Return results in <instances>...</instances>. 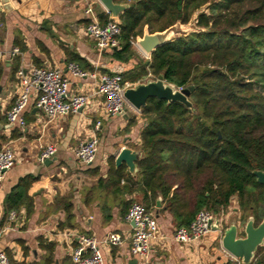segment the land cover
<instances>
[{
	"label": "crops",
	"instance_id": "crops-1",
	"mask_svg": "<svg viewBox=\"0 0 264 264\" xmlns=\"http://www.w3.org/2000/svg\"><path fill=\"white\" fill-rule=\"evenodd\" d=\"M8 4L0 0V147L13 148L16 163L6 173L0 189V251L7 254L10 263L45 264L50 254L48 247L53 246L50 264H75L72 253L79 245V235H88L99 242L105 264H227L229 261L243 264L221 244L224 228L241 223L237 196L221 210L224 214L221 229L185 244L175 240L176 224L171 212L163 209L165 204L151 206L149 210L158 219L162 237L154 243L148 258L131 254L134 225L122 213L121 199L143 202V194L138 190L115 194L110 186L103 196L89 202L86 197L101 179L106 184L110 162L114 158L116 163L124 147L139 151L140 158L143 156L141 133L147 119L141 110L128 104L121 113L108 116L103 109V97L95 92L101 74L122 73L138 59L121 62L113 57V51L97 48L86 29L91 22L86 9L91 7L100 22L104 16L113 18L100 0H9ZM15 47L20 53L13 55ZM134 50L136 56L150 58L135 43ZM72 61L96 77L74 76L68 69ZM34 66L62 69L71 81V93L89 94L90 104L67 115L49 117L38 107V94L33 91L23 113L26 124L11 123L7 111L22 90L18 71L22 68L29 74ZM150 78L156 77L150 75L141 82ZM99 120L100 129L95 130ZM94 135L99 138L96 158L91 164H83L75 149ZM48 144H54L57 151L51 159L42 162L40 155ZM122 165L126 177L121 187L129 174L136 177L139 171L138 161L136 173H131L126 163ZM19 185H28L30 210L25 204L7 209L8 197ZM63 197H70L73 204L74 227L61 226L67 216L60 199ZM104 207L110 208V219L104 217ZM13 211L17 213L15 219L10 218ZM112 232L120 233L123 243H105V237Z\"/></svg>",
	"mask_w": 264,
	"mask_h": 264
},
{
	"label": "trees",
	"instance_id": "trees-1",
	"mask_svg": "<svg viewBox=\"0 0 264 264\" xmlns=\"http://www.w3.org/2000/svg\"><path fill=\"white\" fill-rule=\"evenodd\" d=\"M117 2L129 6L118 20L122 32L113 57L138 59L121 73L123 80L137 83L163 74L176 87L193 86L195 110L180 101L150 97L141 109L147 121L137 176L129 174L121 187L126 169L112 158L106 184L101 179L86 202L105 195L110 186L115 194L138 190L148 209L161 197L179 228L189 227L201 209L219 214L237 196L241 221L253 216L258 225L264 219V184L253 171L264 170V0ZM193 17L196 29L157 47L150 58L136 56L134 41L145 26L150 32L163 31ZM111 19L104 16L101 23ZM27 186L19 185L8 197V210L21 204L31 209ZM60 199L67 214L61 226L74 227L70 197ZM121 200L126 215L134 200ZM103 213L106 219L112 216L109 207ZM52 247L45 264L52 262ZM256 264H264L263 246Z\"/></svg>",
	"mask_w": 264,
	"mask_h": 264
},
{
	"label": "built area",
	"instance_id": "built-area-1",
	"mask_svg": "<svg viewBox=\"0 0 264 264\" xmlns=\"http://www.w3.org/2000/svg\"><path fill=\"white\" fill-rule=\"evenodd\" d=\"M86 13L91 16V22L86 29L97 48L100 51H113L118 48L120 46L119 36L122 32L120 22L111 19L102 24L91 7L86 9ZM19 53L20 49L17 47L12 51L13 55ZM68 69L80 79L96 77L95 73L85 70L74 61L68 64ZM18 76L22 90L15 103L7 111V118L11 123H17L21 126L26 124L23 113L30 102L33 91L38 94V107L49 117L76 112L91 102L89 94L71 93V81L60 68L34 66L29 74L20 68ZM135 85L130 81H124L119 72L103 73L99 76L95 92L103 97V109L108 116L121 113L130 104L125 96V91ZM184 88L182 86L176 87L177 90ZM100 126L101 121L99 120L95 124V130H99ZM98 146L99 138L94 135L81 141L75 149V154L83 164H91L96 158ZM56 151L57 148L54 144H48L42 149L40 160L44 162L51 159ZM15 163L16 155L13 148L9 146L0 147V189L6 173L13 168ZM16 216L17 213L13 211L10 218L15 219ZM126 218L129 222L134 221L135 223L129 247L131 254L138 258H148L153 251L154 243L162 237L158 219L140 201H134L131 204ZM217 221L221 229L224 221L223 212L216 214L207 208L201 209L189 227L176 228L174 238L183 244L199 240L213 231V224ZM104 242L119 245L123 243V237L118 232H112L105 237ZM72 258L75 264H105L99 242L95 237L88 235H79V245L74 249ZM0 264H10V260L4 251H0Z\"/></svg>",
	"mask_w": 264,
	"mask_h": 264
},
{
	"label": "water",
	"instance_id": "water-1",
	"mask_svg": "<svg viewBox=\"0 0 264 264\" xmlns=\"http://www.w3.org/2000/svg\"><path fill=\"white\" fill-rule=\"evenodd\" d=\"M3 1L7 4L9 2V0ZM100 1L115 20H119L120 14L129 6L128 3L117 2V0ZM178 23L163 31L155 32H150L148 26H145L143 35L136 38V45L146 56H150L157 47L172 39L170 34ZM193 89V86H189L183 90H177L175 85L165 80L163 74H159L154 79L150 78L147 82H140L134 87L128 88L125 91V96L130 104L138 110H141L147 104V100L150 97H157L168 101H180L195 110L190 100V94ZM139 159V151L124 147L116 157V165L119 167L123 163H126L130 172L136 173L137 161ZM253 172L257 176V181L264 184V170L256 169ZM161 200L162 198L160 197L157 201L158 206L161 205ZM132 224H135L134 221H132ZM219 229L220 226L217 221L213 224V230ZM221 244L228 253L243 264L253 263L256 259L258 248L264 245V219L258 225H255L253 216L249 217L245 223L242 221L240 224L232 223L224 228Z\"/></svg>",
	"mask_w": 264,
	"mask_h": 264
},
{
	"label": "rangeland",
	"instance_id": "rangeland-1",
	"mask_svg": "<svg viewBox=\"0 0 264 264\" xmlns=\"http://www.w3.org/2000/svg\"><path fill=\"white\" fill-rule=\"evenodd\" d=\"M203 9H205V7L202 8V10ZM195 23H196L195 17H193L192 21H190L187 24L178 23L176 26H174L173 31L170 34V37L173 38L181 33L193 31L194 29L197 28ZM136 42H137V39L134 41V43L136 44ZM139 201L141 202V200Z\"/></svg>",
	"mask_w": 264,
	"mask_h": 264
}]
</instances>
